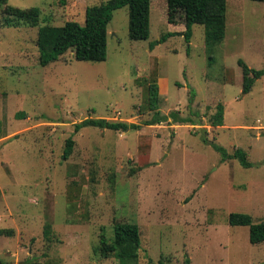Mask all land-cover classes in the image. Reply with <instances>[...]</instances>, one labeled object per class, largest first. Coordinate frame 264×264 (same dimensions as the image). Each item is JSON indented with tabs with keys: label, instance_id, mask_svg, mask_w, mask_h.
Returning a JSON list of instances; mask_svg holds the SVG:
<instances>
[{
	"label": "rangeland",
	"instance_id": "obj_1",
	"mask_svg": "<svg viewBox=\"0 0 264 264\" xmlns=\"http://www.w3.org/2000/svg\"><path fill=\"white\" fill-rule=\"evenodd\" d=\"M106 0H7L0 4V235L1 264H118L104 256L118 222L137 223L138 264H259L264 241L248 226H232L231 212L264 219V75L243 93V59L264 69V1L228 0L226 36L209 47L194 24L187 41L181 10L152 0L148 39L129 36L130 8L108 25L105 61L65 59L39 64L38 29L84 24L88 6ZM7 5L38 6V26L6 23ZM212 56V57H210ZM162 78V80H160ZM160 85L162 114L192 116L202 124L146 125L149 85ZM224 124L213 126L218 104ZM196 113L199 115H196ZM136 123L112 130L82 120ZM76 143L64 156L66 140ZM243 148L254 167L221 154ZM50 226L49 232L46 227Z\"/></svg>",
	"mask_w": 264,
	"mask_h": 264
},
{
	"label": "trees",
	"instance_id": "obj_2",
	"mask_svg": "<svg viewBox=\"0 0 264 264\" xmlns=\"http://www.w3.org/2000/svg\"><path fill=\"white\" fill-rule=\"evenodd\" d=\"M66 3V0H62ZM264 1V0H256ZM7 0H0V4ZM171 7L169 10H181L184 12L186 30L184 32H169L157 42H151V49L157 43H161L167 37L183 34L187 41L193 35L194 24H201L205 28V40L209 47L221 43L226 36V22L228 0H167ZM151 4L152 0H106L99 4L88 6L84 24L76 20H68L63 25L46 24L38 29L39 64L48 66L60 59L66 58L68 51L74 52L75 59L79 61H105L108 57V25L113 18L114 12L126 5L130 8L129 36L132 40H144L150 37L151 33ZM6 23L10 26H19L25 22L31 26H38L41 16V9L38 6L31 8H20L7 5L4 9ZM212 57V56H210ZM243 69V93L252 91L257 79L264 75V69L251 68L243 59L239 60ZM160 85L157 82L149 85V109L153 111L150 119L145 121L146 125H157L168 121L179 123L202 124V120L194 119L192 116L182 117L176 112L162 114L159 108ZM196 115H198L196 113ZM199 116V115H198ZM224 124V105L218 104L216 113L212 119L213 126ZM94 126L112 130L137 129L140 126L136 123L124 121H110L106 118L88 117L75 124V132L84 127ZM205 143L211 144L221 154L222 161L237 159L245 168L254 167L249 159L248 153L243 148H237L230 153L226 147L217 142L203 138ZM75 139L70 136L66 140L64 156L69 157L75 146ZM229 223L232 226H248L249 239L253 244L264 241V219L256 222L252 215L245 212H231ZM50 226L47 225L46 233ZM10 235L9 230L0 229V235ZM114 240L110 242L103 227L100 235L101 250L104 256L114 253L118 264H138L140 249L142 246L141 231L137 223L118 222L115 224ZM158 264H164L159 261ZM259 264H264L259 263Z\"/></svg>",
	"mask_w": 264,
	"mask_h": 264
},
{
	"label": "crops",
	"instance_id": "obj_3",
	"mask_svg": "<svg viewBox=\"0 0 264 264\" xmlns=\"http://www.w3.org/2000/svg\"><path fill=\"white\" fill-rule=\"evenodd\" d=\"M160 80H162V78H160Z\"/></svg>",
	"mask_w": 264,
	"mask_h": 264
},
{
	"label": "water",
	"instance_id": "obj_4",
	"mask_svg": "<svg viewBox=\"0 0 264 264\" xmlns=\"http://www.w3.org/2000/svg\"><path fill=\"white\" fill-rule=\"evenodd\" d=\"M0 264H1V262H0Z\"/></svg>",
	"mask_w": 264,
	"mask_h": 264
}]
</instances>
